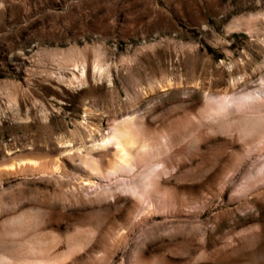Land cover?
<instances>
[{
	"label": "rangeland",
	"instance_id": "obj_1",
	"mask_svg": "<svg viewBox=\"0 0 264 264\" xmlns=\"http://www.w3.org/2000/svg\"><path fill=\"white\" fill-rule=\"evenodd\" d=\"M74 237L60 264H264V0H0V259Z\"/></svg>",
	"mask_w": 264,
	"mask_h": 264
},
{
	"label": "bare ground",
	"instance_id": "obj_2",
	"mask_svg": "<svg viewBox=\"0 0 264 264\" xmlns=\"http://www.w3.org/2000/svg\"><path fill=\"white\" fill-rule=\"evenodd\" d=\"M96 68L100 69V66L98 65L96 66ZM82 74H85V70L82 71ZM131 118L132 116H127L121 120L116 121L112 131H108L107 133H105L96 143L97 145L103 146V147L106 146L110 142H114L115 144H117L118 146L117 147V163L115 166L110 167V169L116 168L117 165H119V167L125 168L124 163L130 164L131 163L130 160L132 159L131 157L134 155V152L132 151V147L136 144L137 148L141 149L142 147H145L147 144L145 140H139L138 138L139 136H137V132L133 128L134 124L132 123L133 120ZM28 161L32 164H35V163L37 164L36 159H29V160L18 159L17 163L21 164V163H26ZM97 162L98 161L95 160V169L99 170ZM13 165L14 163L10 164V167H12ZM21 222L22 223L20 225H23V223L25 225L27 224L25 220H21ZM82 243H83V238L74 237L71 239L70 242H68L65 245L66 251L63 250V252H58V251L53 250L54 246L57 244L56 238H54L51 241L44 240L38 244L32 242L31 240H28V245L26 247V250L22 251L25 258H23L22 260L20 259L19 261L11 257L4 256L6 261H2V259H0V264H60L63 259H66L68 257V255L71 253L73 249L81 246ZM12 247L2 246L0 247V251L1 253L5 254L6 251H8L9 249H13ZM4 254H1V255H4Z\"/></svg>",
	"mask_w": 264,
	"mask_h": 264
}]
</instances>
